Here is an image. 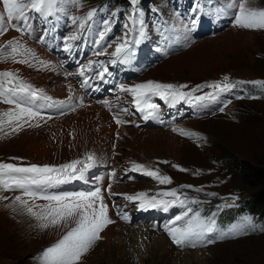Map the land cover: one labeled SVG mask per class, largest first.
I'll return each instance as SVG.
<instances>
[{
  "label": "rangeland",
  "instance_id": "rangeland-1",
  "mask_svg": "<svg viewBox=\"0 0 264 264\" xmlns=\"http://www.w3.org/2000/svg\"><path fill=\"white\" fill-rule=\"evenodd\" d=\"M150 1L158 7L152 5ZM220 1L223 8L224 4L227 5L224 13L228 15L231 0ZM146 4L178 24L183 19L182 14L175 11L172 15L169 14L173 8L166 0H146ZM77 6L79 7L73 12L74 7L67 5V14L70 12L76 15L88 5L82 1ZM248 6L264 9V0H248ZM231 11L236 9L231 8ZM0 14L4 15L2 8ZM84 18L82 15L78 20L83 22ZM5 22L8 31L16 35L9 41L2 40L5 31L0 36V53H10L4 58L1 57L3 59L0 60V70H14L26 76L32 83V80H41L44 75L47 77V84L50 83L51 77L67 78L68 71L62 68V64L57 62L53 55L29 40L19 30L9 27L6 19ZM76 23L68 25L73 27ZM154 35L153 33V39ZM9 42L21 46L18 54L14 56L11 54ZM25 60L26 63L20 62ZM32 60L36 62L33 63ZM50 74L52 75L49 76ZM222 76L245 79L259 77L264 80V30L243 29L231 22L228 26L201 38H191L188 47L166 56L133 81L151 79L178 86L182 84L192 86ZM73 82L74 89L73 87L68 91L64 89L62 97L50 95L37 81L33 84L49 96L68 103L74 101L73 96L75 97L78 91L77 82ZM83 102L85 99L81 103ZM9 105H0V163L23 167L32 164L59 167L79 159L88 162L87 157L91 155L93 160L90 163L94 167L93 173H96L94 177H97L102 170L100 167L96 169L95 166L106 159L108 164L103 168L105 172L100 173L105 185L104 188L101 187V193L106 189V185L108 189L111 185V190H116V195L110 190L113 198L107 197L109 204L116 200L117 203L118 201L126 203V207L135 208L136 204L131 203L127 196L145 193L146 197L148 194H155L158 189L155 192L154 190L159 180L143 177L141 174L145 170H154L160 176L169 177L171 183L162 184V187L180 185L182 188L180 191L184 192L187 198L195 197L203 204L224 206L228 200L243 204L244 200L248 199V191L244 190L238 177L223 165V156L234 154L246 161L264 165V99H238L220 111L207 114L200 119L179 121L169 128L142 127L146 130L160 131L159 133L146 131L145 139L139 138L130 145L129 137L120 136L117 128L112 130L113 134L100 138V143H90L93 140L89 132V122L83 113L77 112L80 106L74 112H62V116L58 118L25 115L19 121L8 123V117L3 119L2 113L18 112L17 108ZM108 121L118 126L110 116ZM18 124L21 126L17 127ZM182 132L197 135H184ZM133 164L143 165L144 170L136 171L134 173L136 179L128 181L127 178L134 175L129 168ZM112 168H119L116 177H121V180L108 184L107 172ZM82 179L85 180V176ZM88 181L89 179L86 181L87 185ZM70 186V181L67 180L52 184L50 187L56 189ZM3 190L1 187L0 264H42L43 252L58 243L75 224L72 221H65L59 225L49 224L46 228L41 227L44 221L28 213L26 207L16 202L15 198L21 196L22 200L28 201L29 206L44 205L49 203L48 201L33 199L14 190ZM32 190L38 191L37 186H32ZM108 201L107 211L110 212L112 221H119L112 216ZM33 210L39 211L38 208ZM237 210L230 208L225 213H235ZM199 211L201 219L216 220L217 230L214 234L219 237L224 228L223 216L219 209L201 207ZM150 222L153 223L154 219L151 218ZM112 224L114 223L110 226L113 230L108 238L111 235L112 237L97 240L90 250L82 255L78 264H264V229L235 236L232 235L236 231H232L213 245L179 247L165 233L150 229L149 224L142 221L122 223L121 228Z\"/></svg>",
  "mask_w": 264,
  "mask_h": 264
},
{
  "label": "snow or ice",
  "instance_id": "snow-or-ice-1",
  "mask_svg": "<svg viewBox=\"0 0 264 264\" xmlns=\"http://www.w3.org/2000/svg\"><path fill=\"white\" fill-rule=\"evenodd\" d=\"M71 3L73 5H79L80 0H0L3 12L6 13V17L0 14V25H2L7 19L9 23L13 20L24 21L28 18L29 11L35 12L41 16L47 18L55 14L57 11H63V8H58L57 5H64ZM229 8L236 9L234 16V24L243 29H264V9H256L248 6V0H231L228 5ZM94 15L93 11L88 12L87 19H91ZM78 19V18H77ZM75 19L73 23H75ZM193 24L196 20L193 19ZM12 27H17L16 24H12ZM79 27L84 28V24L80 23ZM109 29H105L99 34L101 40L104 39V32ZM7 31L6 28L0 27V33ZM143 36V31L140 32ZM71 40H76L77 36L70 37ZM136 43H140L136 40ZM11 45V54L13 56L20 52L21 46L17 44ZM129 42L124 39L122 43H118L115 46V51L111 53L112 56L120 59L123 54V60L121 62H127L131 53L126 52ZM70 47V46H69ZM96 55H101V52H96ZM26 63L27 61H20ZM113 64L117 60L111 61ZM108 70L105 68L104 72ZM104 72L99 75L101 78L104 76ZM82 74V73H81ZM0 76L6 78L8 84H12L13 81H17L14 87L6 89L7 92L13 96L30 97L29 102L36 99L51 100V97L43 94V90H35L31 85L22 81H18V78L11 72L0 73ZM227 80V77H225ZM86 83V82H85ZM211 87L220 88L219 84L210 85ZM2 87V85H0ZM123 91H129L135 97L136 107L139 111L145 112L146 109H155L157 106L152 103H148L145 97L149 95L160 96L162 99H168L171 97L173 100L184 99L188 93L180 91L181 88L187 87L186 85H173L166 83H159L156 81H147L145 83L136 84L131 88H125L120 85ZM223 87L229 88L230 84L225 83ZM199 86L192 91H197ZM37 91L40 95L37 96ZM197 100L203 99V97H196ZM8 103H16L14 100H7ZM63 103V102H61ZM19 111H12L6 113L8 117L7 122L19 121L25 115L32 117L38 115L30 107H22L17 104ZM222 110V109H221ZM149 116L153 115L152 111L148 112ZM117 124L121 123L117 119ZM21 125H17L20 127ZM16 129L14 128L13 131ZM184 135H197L195 133H185ZM93 157L90 155L87 157V161L74 160L71 163L61 165L59 167L49 165H36L32 164L27 167L17 166L9 163H0V187L4 190L21 189L23 195L31 197L33 199L39 198L48 201L49 203L44 205H28L27 200H22L21 196L15 198L16 202L26 207V210L37 219L44 221L41 227H48L51 225H59L65 221H72L75 227H72L62 239L55 245L47 248L41 257L42 264H78L84 253H87L94 243L102 239L100 232L104 227L113 223V221L107 215V205L104 204V197L101 195V189L95 188L93 191L88 192H75V193H63V194H44L41 195L43 187L51 186L52 184L63 183L67 180L82 179L86 169L92 167L90 163ZM77 165H83L77 168ZM174 167H177L174 165ZM133 170H144L143 165L133 164ZM184 171V169H180ZM146 174L150 177H154L159 180L161 184L171 183V179L167 176H160L158 172L148 170ZM32 186H37L39 189L32 190ZM111 185H109V191ZM165 196L177 197L176 190H172L163 193ZM145 193H138L136 196H127L128 200L140 199V207L144 208L146 205L156 208L161 205L167 210L168 206L175 203V201L168 200H156L155 197L145 201ZM6 199V197H4ZM178 199V197H177ZM183 204V201H179ZM34 208H38L39 211H34ZM191 209H188L183 215L177 216V221L184 220L188 217V213ZM217 230L216 220L209 218L207 220L201 219L199 214H195L188 218L183 227H167L166 231L171 237L174 244L179 247L184 246H196V241H203L204 238L214 233ZM233 231H237L233 229ZM246 234V233H245ZM227 236V233L219 236V239H223ZM212 240H208V243H212Z\"/></svg>",
  "mask_w": 264,
  "mask_h": 264
},
{
  "label": "bare ground",
  "instance_id": "bare-ground-1",
  "mask_svg": "<svg viewBox=\"0 0 264 264\" xmlns=\"http://www.w3.org/2000/svg\"><path fill=\"white\" fill-rule=\"evenodd\" d=\"M0 27L2 28H8L7 27V24L6 22L3 23L2 25H0ZM16 34L15 33H12L11 31H5V37L2 39V40H7L9 41L11 38H13ZM13 40V39H12ZM48 55V53H47ZM49 56V55H48ZM60 62V61H59ZM53 69L55 68V66H52ZM52 74H50L49 76H51ZM46 75H44L43 78H41V80H38V79H34L32 80L33 83L34 82H38L42 87H45L44 89L46 91L49 92L50 95H58V96H63L62 92L64 91V89H66V91H68L70 89V87H73L72 89H74L75 87V82H73L74 80L70 77L67 76L66 79L64 78H61V77H51L50 79V83L47 84L46 82V78H45ZM136 79V78H135ZM139 82V80L137 81ZM78 90V89H77ZM56 98V97H55ZM129 101V100H128ZM82 104V105H81ZM80 104V107L78 109V113L82 114L85 116V118L87 119V121L89 122V128H90V135L92 136V141H90V143H100L99 139L100 138H106L107 136H109L110 133H112V130H115L117 128V131H119V134L120 136H125L127 135L129 137V145L134 142L135 140H138L139 138L141 139H145V134H146V131H151V132H158L160 131L159 129H152V130H146L144 128H142L143 126H139V127H129V126H125V125H119V126H116L114 125L112 122H109L108 121V117H109V114L107 113V111L99 106L98 104H94V103H89V102H86V103H81ZM79 114V115H80ZM75 126V125H74ZM173 127V126H172ZM119 128V130H118ZM154 128V127H153ZM176 128V127H175ZM114 132V131H113ZM159 133V132H158ZM113 134V133H112ZM166 134V133H165ZM149 135V134H148ZM151 135V134H150ZM154 135V134H153ZM156 135V134H155ZM158 135V134H157ZM164 135V134H163ZM89 136V137H91ZM147 137V135H146ZM151 137V136H150ZM102 138V139H103ZM105 140V139H104ZM109 140V139H108ZM74 141V140H73ZM72 141V142H73ZM99 141V142H98ZM102 141V140H101ZM83 142V141H82ZM88 143V144H90ZM103 144H105L104 142H102ZM96 145V144H95ZM100 148V147H99ZM108 155V154H107ZM108 163L106 162V159L105 161H102L101 164H99L98 166H95L96 169H98V167H100L99 169H101L102 171H100L101 174H104L105 171H103V168L105 165H107ZM107 167V166H106ZM100 173L97 174V177H94V175L89 178V181H88V185L92 186L94 185L95 188L99 187L101 189L104 188V180L101 179V175ZM80 183L82 184H87L86 181L87 180H79ZM115 187V186H114ZM106 190H109L108 187L107 189H104L103 192L101 193V195L104 197V204L107 205V195H106ZM113 193L112 194H115V191L116 190H111ZM118 194V193H117ZM125 201V200H123ZM118 203H124L122 201H118ZM108 205L109 204V201H108ZM123 205H126L123 204ZM112 212V211H111ZM112 214V213H111ZM107 215L108 217L113 220L112 217H110V212L107 211ZM113 216V214H112ZM114 224L112 225H115V227L117 226L118 228L120 226H122V222H119V221H116L115 222L113 221ZM111 224L107 225L106 227L103 228V230L100 232V236L102 238H108L110 232L113 230V228L110 226ZM126 226V225H125ZM121 228V227H120ZM109 232V233H108ZM112 237V235H111ZM109 237V238H111ZM108 238V239H109ZM107 240V239H106Z\"/></svg>",
  "mask_w": 264,
  "mask_h": 264
},
{
  "label": "trees",
  "instance_id": "trees-1",
  "mask_svg": "<svg viewBox=\"0 0 264 264\" xmlns=\"http://www.w3.org/2000/svg\"><path fill=\"white\" fill-rule=\"evenodd\" d=\"M99 2L101 0H90ZM223 165L229 172L236 175L248 191V199L243 204L251 211L258 212L264 218V165L246 161L234 154L223 156Z\"/></svg>",
  "mask_w": 264,
  "mask_h": 264
},
{
  "label": "crops",
  "instance_id": "crops-1",
  "mask_svg": "<svg viewBox=\"0 0 264 264\" xmlns=\"http://www.w3.org/2000/svg\"><path fill=\"white\" fill-rule=\"evenodd\" d=\"M0 8H2V5H0ZM2 11H3V8H2ZM5 14H6V13H4V16H5ZM6 21H7V20H6ZM14 24H16L17 27L14 28V27H12L11 24H10V25L8 24V25H9V27L11 26V27H12L13 29H15V30H19V27H20L19 24H18V23H14ZM19 31H20V30H19ZM20 32H21V31H20ZM3 33H4V32H3ZM3 33H2V34H3ZM2 34H1V35H2ZM1 35H0V36H1ZM3 70H4V69H3ZM0 105H3V104H0ZM3 106H4V105H3ZM4 117H5L4 119H6V115H5Z\"/></svg>",
  "mask_w": 264,
  "mask_h": 264
}]
</instances>
